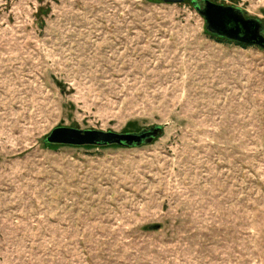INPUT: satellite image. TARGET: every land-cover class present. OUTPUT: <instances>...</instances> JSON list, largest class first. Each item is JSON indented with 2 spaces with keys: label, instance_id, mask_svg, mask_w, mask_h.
<instances>
[{
  "label": "rangeland",
  "instance_id": "obj_1",
  "mask_svg": "<svg viewBox=\"0 0 264 264\" xmlns=\"http://www.w3.org/2000/svg\"><path fill=\"white\" fill-rule=\"evenodd\" d=\"M190 1L0 0V264H264V50Z\"/></svg>",
  "mask_w": 264,
  "mask_h": 264
},
{
  "label": "water",
  "instance_id": "obj_2",
  "mask_svg": "<svg viewBox=\"0 0 264 264\" xmlns=\"http://www.w3.org/2000/svg\"><path fill=\"white\" fill-rule=\"evenodd\" d=\"M165 4H182L184 0H160ZM197 13L204 19L206 31L220 39L248 47H258L264 50V24L255 18H247L238 8L215 4L209 0H191ZM163 134L162 126L132 134H116L95 130H78L61 127L54 129L45 139L50 146L68 147H133L151 144ZM152 229H158V226Z\"/></svg>",
  "mask_w": 264,
  "mask_h": 264
},
{
  "label": "trees",
  "instance_id": "obj_3",
  "mask_svg": "<svg viewBox=\"0 0 264 264\" xmlns=\"http://www.w3.org/2000/svg\"><path fill=\"white\" fill-rule=\"evenodd\" d=\"M206 31V30H205ZM206 33L207 34H209L207 31H206ZM211 37H213V38H217V37H215V36H213V35H211V34H209ZM218 40H221V41H225V40H222V39H219V38H217ZM226 42H228V41H226ZM228 43H230V42H228ZM236 45H238V44H236ZM238 46H242V45H238ZM242 47H246V46H242ZM53 147H57V146H51V148H53ZM108 147H111V146H108Z\"/></svg>",
  "mask_w": 264,
  "mask_h": 264
},
{
  "label": "flooded vegetation",
  "instance_id": "obj_4",
  "mask_svg": "<svg viewBox=\"0 0 264 264\" xmlns=\"http://www.w3.org/2000/svg\"><path fill=\"white\" fill-rule=\"evenodd\" d=\"M197 3L199 4V5H202V0H197ZM246 16V15H245ZM218 38V37H217ZM220 39V38H219ZM222 40H225V39H222ZM225 41H227V40H225ZM229 42V41H228ZM230 43H234V42H230ZM234 44H237V43H234ZM238 45H240V44H238ZM242 46H245V45H242ZM246 47H248V46H246Z\"/></svg>",
  "mask_w": 264,
  "mask_h": 264
}]
</instances>
